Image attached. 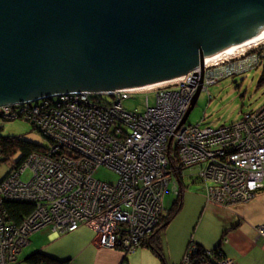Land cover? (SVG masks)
Wrapping results in <instances>:
<instances>
[{"label": "built area", "instance_id": "obj_1", "mask_svg": "<svg viewBox=\"0 0 264 264\" xmlns=\"http://www.w3.org/2000/svg\"><path fill=\"white\" fill-rule=\"evenodd\" d=\"M239 62L240 66H247L241 70L233 65L230 69L235 73L250 69V62ZM208 64L213 68L219 65L205 59L198 91L207 90L209 85L233 73H221L212 79L213 72L206 70ZM200 67L169 81L173 82L169 86H144L112 93L70 92L0 105L2 116L30 119L54 141L48 154L31 155L25 165L0 184L1 264L16 260L27 236L47 225L61 234L91 225L101 237V244L111 249H133L158 224L165 211L163 193L169 191L171 182L177 184L183 169L196 174L210 202L224 205L250 200L264 179V106L247 112V127L237 120L215 128L201 123L186 124L185 116L197 90L190 81L198 69L199 81ZM155 90L156 104L149 105L147 96L144 112L125 107L124 100L132 93ZM101 94L109 97L107 101L94 96ZM253 135L256 141L252 140ZM63 146L68 150L60 154ZM101 166L116 170L119 179H97L94 172ZM26 167L33 170L29 181L21 178ZM173 171L178 172L179 178L168 175ZM229 171L228 178L219 179ZM11 179L16 187L9 183ZM48 179L52 184L44 183ZM61 179L72 182L62 183ZM27 187L33 189L35 198L26 197ZM5 200L33 201L36 208L18 228L6 223L5 211L1 209ZM57 209L64 216L55 221L50 213ZM258 232L264 237V224ZM222 263L234 264L227 259Z\"/></svg>", "mask_w": 264, "mask_h": 264}, {"label": "water", "instance_id": "obj_2", "mask_svg": "<svg viewBox=\"0 0 264 264\" xmlns=\"http://www.w3.org/2000/svg\"><path fill=\"white\" fill-rule=\"evenodd\" d=\"M262 29L264 0H0V105L158 85L201 65L186 121L206 54Z\"/></svg>", "mask_w": 264, "mask_h": 264}, {"label": "rangeland", "instance_id": "obj_3", "mask_svg": "<svg viewBox=\"0 0 264 264\" xmlns=\"http://www.w3.org/2000/svg\"><path fill=\"white\" fill-rule=\"evenodd\" d=\"M254 49L264 50V41L259 42L256 45H252L251 49H248L247 52L241 51L235 55L232 54L216 60L217 63H219L217 68H213L209 64L207 65L206 70L208 71L209 69V71L213 72L212 79L214 77L218 78L221 73H235V70L230 69V67H233V65L241 68V70L246 68L247 65L243 64L240 66L239 61H242V63L250 62L251 67L247 72L244 71V73L239 72L235 74L232 73V75H227L220 81H216L214 84L209 85L207 90H199L200 94L197 98L196 104L189 113L186 124L195 125L201 122L204 126H220L222 124H228L237 120L238 123H241L244 127H247V123L249 122V120L247 119V112L259 109L264 106V81L261 84L259 83V80L264 71V66L263 63L261 64V61L257 54H255L256 51ZM225 63H227L228 65H225ZM199 75L201 78V71L199 72ZM168 82H165L162 85L169 86L173 83ZM196 83L197 84L194 87H198L199 81H197ZM173 88H177V86H174ZM156 94L157 90L132 93L131 97L124 101V105L129 110L144 112L147 108V96L149 97V104L153 106L156 104ZM192 96L193 92L189 97V100ZM6 117L7 116H0V131L2 132V134L22 136L26 139L43 144L45 146L49 145V140L42 133L36 130L34 128V125L30 121H27L23 118L6 119ZM20 156L21 153L19 151L11 156L7 161L0 162V179H2L10 171L13 164L20 158ZM175 167H178V169L181 170L177 164H175ZM15 171L17 170L13 169L10 173L12 174ZM229 173L230 171L223 173L219 179L222 180L226 178ZM177 174L178 172L174 171L173 173H168V175L170 176L179 178ZM181 174H183V179H178L177 184L175 183V185H173L171 182L169 191H165L163 193L164 208L166 211L172 209L174 200H177L179 198L175 190L176 185L177 191H180L181 189L183 190V197L181 199V205L183 204V206L179 208V211L161 235V252L165 255L167 264H178L183 254L182 251L184 249L182 248L187 247L190 240L192 242L197 241L202 245H204V242H206V244L207 242L215 244L219 240V237H217L214 233V230L216 229L215 227L217 217H214V212H212V210L208 209L206 206L205 202L207 198L206 195H204L202 186L196 174H192V172H189L188 169L182 170ZM31 176L32 170L28 169L23 173L22 178L24 180H29ZM55 176L56 178H59V173H56ZM94 176L100 180L108 182H116L119 179V173L108 166H101L97 168L94 172ZM217 176V173H215V177ZM61 180L62 183L69 182L71 184L72 182L71 179ZM261 182L262 185L257 190L264 189V179ZM9 183L13 187H16L15 182L12 179L9 181ZM44 183H46V185H48L49 183L52 184L50 179L44 181ZM28 188L29 187H27V189L24 188L26 197L35 198L33 189ZM1 191L2 189L0 190V192ZM12 191H14L13 188ZM5 194L9 196V192H5ZM207 203L213 204V202H210L209 200H207ZM79 206L82 207L84 206V204ZM50 215L55 221L59 216H64L61 209H57L51 212ZM48 221L49 220H47L46 223ZM85 227L86 226H80L77 231L75 230V232L72 231L65 234L54 231L57 235L60 234L66 238V240L60 241L59 245L65 246L68 242L70 244L73 243V237L77 235V232L81 231ZM92 228H94V226ZM41 233L44 234V236L40 239V241L43 243L49 242L46 232H43L42 230V232L38 234ZM96 240V243L99 240V242L97 243L98 247L110 249V247H108L106 244H101V237L99 238L98 234ZM56 242L57 241L53 243ZM134 250L135 247L130 250H121L123 254L127 253V258L130 264H162L159 256H157L149 247L140 246L139 248H137V250ZM190 250L191 248L188 251ZM0 259L1 264L2 257H0Z\"/></svg>", "mask_w": 264, "mask_h": 264}, {"label": "crops", "instance_id": "obj_4", "mask_svg": "<svg viewBox=\"0 0 264 264\" xmlns=\"http://www.w3.org/2000/svg\"><path fill=\"white\" fill-rule=\"evenodd\" d=\"M205 203L207 208L214 212V217H217L214 233L219 240L215 244L204 242V246L211 250L221 245L226 259H232L236 264H264V237L258 232V227L264 224V189L259 190L250 200L234 202L230 207L216 203L209 204L207 200ZM83 226L86 227L73 237L74 242L71 244L68 242L65 246L59 243L66 238L63 235H57L50 226L38 229L29 235V244L22 250L17 262L12 264H28L25 258L35 250L47 251L48 254L62 259L69 258V264H121L123 262L124 254L121 250L98 247L94 228L89 225ZM42 230L46 232L49 242L40 241L44 234L38 233ZM55 241L57 242L53 243ZM182 249H184L183 254L178 264L183 261L187 247ZM127 264H130L129 260Z\"/></svg>", "mask_w": 264, "mask_h": 264}, {"label": "trees", "instance_id": "obj_5", "mask_svg": "<svg viewBox=\"0 0 264 264\" xmlns=\"http://www.w3.org/2000/svg\"><path fill=\"white\" fill-rule=\"evenodd\" d=\"M255 51L257 52V53L255 52V54H257V56L259 57V59L261 61V64L263 63V66H264V50H257L256 49ZM247 71H245V72H247ZM263 81H264V71H263V74L259 80V83L261 84ZM94 96L104 98L103 100H106V101H107V98H109V97L102 95V94L101 95H94ZM148 99H149V97H148ZM148 103H149V101H148ZM0 116H2V115H0ZM2 117H4V116H2ZM17 118H23L27 121H30L34 125V128L36 130H38V126L35 125V123L32 122L30 119H27V118L22 117V116L17 117ZM14 119H16V118H14ZM222 125H225V124H222ZM222 125H220V126H222ZM206 126H210V125H206ZM220 126H211V127L215 128V127H220ZM38 131L40 133H42L49 140V145L45 146L43 144H40V143L31 141L29 139H26L22 136L5 135V134H2V132L0 131V162L7 161L11 156H13L15 153H17L19 151L21 153L20 158L13 164L10 171L2 179H0V184L7 178V176L10 174V172L13 169L18 170L20 167L25 165L26 161L28 160V158L31 155H33V154H48V152L50 151V148H52V146L54 145V141L51 137L46 135L43 131H41V130H38ZM66 150H68V148L63 146L59 152H60V154L63 152L66 153ZM28 169L32 170V168L26 167L25 170L21 174V178H22L23 173ZM189 172H190V170H189ZM32 175H33V170H32ZM29 180H25V181H29ZM101 181H104V180H101ZM169 187H170V184H169ZM202 190L204 192L203 187H202ZM258 191L259 190L254 191L253 196H255L258 193ZM176 193H177L179 198L177 200H174L173 208L170 210H166L162 213V215L160 216V220L158 221V224L156 225L154 230H152V232L148 233L145 236V238L142 239L139 243V245L142 247H149L157 256H159V258L162 261V264H167L165 255L161 252V250H162L161 249L162 248L161 247L162 232L171 223L172 219L175 217V215L179 211V208L183 206V204L181 205V199L183 197V190L181 189L180 191H177V189H176ZM220 206L230 207L231 204H224V205H220ZM35 208H36L35 203L29 202L27 200H16V201L5 200L4 205L1 206V209H3L5 211L4 217H5L6 223L10 224V225H14L15 227H18V228L21 227L23 225L24 221L27 218H29L30 215L33 214V212L35 211ZM50 227L53 230L52 226H50ZM67 233H69V232H67ZM29 242H30V236H27V243L25 246L21 247V250H23L29 244ZM140 246H136L135 250H137V248H139ZM192 247H193V249H192ZM190 248L192 250L188 251ZM116 249L122 250L121 247H118ZM20 254H21V252L17 255L16 260L10 262V264L17 262ZM124 258L128 262L127 253H124ZM183 258L184 259L180 264H220V262H222L224 259H226V255H225L224 250H223L221 245H217L213 249L210 250V249H207L204 245L198 243L197 241L192 242L190 240V242L187 246V249H186V253H185ZM25 261H27L28 264H69L70 259L69 258H66V259L63 258L62 259V258H59L57 256L50 255L45 251L35 250L25 258Z\"/></svg>", "mask_w": 264, "mask_h": 264}, {"label": "bare ground", "instance_id": "obj_6", "mask_svg": "<svg viewBox=\"0 0 264 264\" xmlns=\"http://www.w3.org/2000/svg\"><path fill=\"white\" fill-rule=\"evenodd\" d=\"M263 41H264V29L253 33L251 35V37H249L248 39H246L244 41L232 43V44H230V45H228V46H226V47H224L222 49H219L217 51H213L211 53H207L205 59L208 62L209 61H216V60H219V59H221V58H223L225 56H229V55H232V54L235 55V54H237V53H239L241 51H246L247 52L248 49H251L252 45H256L259 42H263ZM204 68H205V66H204ZM200 69H201V67H200ZM198 71H199V69H198ZM158 85H161V84H158ZM158 85H151V86L154 87V86H158ZM151 86H145V87L147 88V87H151ZM259 119L260 118L258 117V120ZM160 133H161V131H160ZM252 140L256 141V137L254 135L252 136ZM21 252H22V250H21ZM124 260H125V258H123V260H122L123 262L121 264H127V262H125ZM229 260H231L234 264H236L234 260H232V259H229ZM220 264H223V263L220 262Z\"/></svg>", "mask_w": 264, "mask_h": 264}, {"label": "clouds", "instance_id": "obj_7", "mask_svg": "<svg viewBox=\"0 0 264 264\" xmlns=\"http://www.w3.org/2000/svg\"><path fill=\"white\" fill-rule=\"evenodd\" d=\"M205 61V60H204ZM1 115V114H0Z\"/></svg>", "mask_w": 264, "mask_h": 264}]
</instances>
